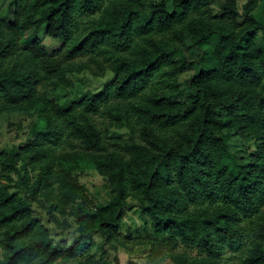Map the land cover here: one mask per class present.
I'll return each mask as SVG.
<instances>
[{"label": "trees", "instance_id": "obj_1", "mask_svg": "<svg viewBox=\"0 0 264 264\" xmlns=\"http://www.w3.org/2000/svg\"><path fill=\"white\" fill-rule=\"evenodd\" d=\"M78 56L112 80L46 99ZM15 110L42 128L0 149V264H120L112 251L135 245L146 264H230L241 247L237 264H264V0H0V117ZM42 192L57 224L75 220L73 246L33 215ZM128 209L142 224L121 236Z\"/></svg>", "mask_w": 264, "mask_h": 264}, {"label": "rangeland", "instance_id": "obj_2", "mask_svg": "<svg viewBox=\"0 0 264 264\" xmlns=\"http://www.w3.org/2000/svg\"><path fill=\"white\" fill-rule=\"evenodd\" d=\"M43 43L50 49L55 51L58 48L59 42L52 38L41 35ZM87 64V66H86ZM73 68L64 67V73L61 75V83L57 87L48 85L45 91V97L49 100H54L55 103L61 104L65 101L75 99L83 95L86 91H92L98 93L103 89V86L112 80L113 73L111 69L101 70L99 67L87 56H78L74 60ZM97 73V74H95ZM37 111L23 112L19 110L6 112L0 117V149H9L13 146L23 147L28 146L34 140L32 131L34 125L38 123V127L42 125L38 122ZM106 121L105 118L98 119L99 124L102 121ZM42 128V127H41ZM128 127L120 126L117 131H111V134L118 132L119 134L113 135V137H121L122 139H129ZM79 143L76 142L74 148L80 149ZM82 183L86 185L89 193L92 195L93 203H103L109 199V188H107L104 179L97 173L95 169L84 168L81 173H77ZM15 176V175H14ZM16 177V176H15ZM22 188V187H21ZM55 202V194L50 196L45 193H40L38 200L33 202V215L37 217L49 230L50 235L54 242L63 245L65 248H69L74 245L77 237L79 236L77 230V224L74 219L68 215H61L60 213H53L60 221L57 224L48 212L49 204ZM129 200V205H131ZM248 218L243 219V223L246 226L250 225ZM123 230L121 236L126 235V228H135V225H141L142 219L136 209H128L123 215ZM135 222V223H134ZM248 228V227H247ZM93 240L99 242L102 240L101 234L94 231ZM118 251H112L110 254L111 259L114 256H118L120 264H146V249L143 245L130 246L125 249L124 247H118ZM244 248L241 247L238 253L233 252L227 248L221 252V262L237 264L243 257ZM193 255L196 252L192 253Z\"/></svg>", "mask_w": 264, "mask_h": 264}]
</instances>
